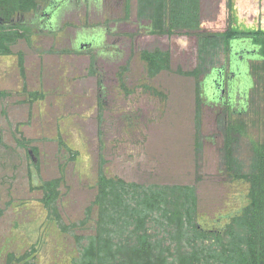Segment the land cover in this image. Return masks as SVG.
I'll return each mask as SVG.
<instances>
[{"label": "rangeland", "instance_id": "rangeland-1", "mask_svg": "<svg viewBox=\"0 0 264 264\" xmlns=\"http://www.w3.org/2000/svg\"><path fill=\"white\" fill-rule=\"evenodd\" d=\"M38 2L50 10L49 25L39 22L30 42L0 56V264L10 252L30 251L34 264H71L77 236L92 233L80 225L102 170L127 182L194 187L205 227L226 224L247 205L249 184L241 175L249 171L251 143L264 139V114L256 118L249 105L257 46L234 43L238 54L217 60L226 71L220 98L216 73L187 74L198 66L197 38L147 33L137 0ZM232 6L235 27L264 29V0ZM35 13L24 20H38ZM201 21L205 32L227 31V0H201ZM154 49L169 51L170 70L151 77L141 53ZM234 69L230 91L227 73ZM230 122L245 125L231 141V163ZM54 179H61L55 207L66 232L43 203L40 186Z\"/></svg>", "mask_w": 264, "mask_h": 264}, {"label": "trees", "instance_id": "trees-1", "mask_svg": "<svg viewBox=\"0 0 264 264\" xmlns=\"http://www.w3.org/2000/svg\"><path fill=\"white\" fill-rule=\"evenodd\" d=\"M137 16L147 23L151 35H194L198 45V66L188 75L198 76L219 70L221 55L229 60L232 45L251 42L259 48L258 61L251 64L250 89L252 112L264 114V29H239L232 22V0H227L229 28L208 33L201 29V0H137ZM38 0H0V56L13 54L12 46L20 40L30 42L33 24L23 19L36 12ZM19 67L24 72V55L19 53ZM148 74L154 77L170 70V53L160 49L143 51ZM206 66H209L206 69ZM220 69L225 71L223 64ZM206 74V75H207ZM32 98H38L34 92ZM204 94L199 81L197 119L200 121ZM227 160L237 133L244 123L226 127ZM249 171L241 175L249 184L248 202L224 225L205 227L199 220L198 197L189 185H144L110 177L103 170L97 181V194L80 228L91 230L78 238L79 254L71 264H264V139L251 143ZM61 179L43 183V203L49 218L63 231L55 205ZM3 212H0V214ZM84 227V228H83ZM36 252L18 255L10 252L3 264H34Z\"/></svg>", "mask_w": 264, "mask_h": 264}, {"label": "flooded vegetation", "instance_id": "flooded-vegetation-1", "mask_svg": "<svg viewBox=\"0 0 264 264\" xmlns=\"http://www.w3.org/2000/svg\"><path fill=\"white\" fill-rule=\"evenodd\" d=\"M51 7V6H50ZM49 7V9H51ZM32 13H34V12H32ZM37 13V14H36ZM36 15H38L39 13H40V16H39V19L38 20H36V21H34V20H31V24H33V36H34V34H35V32H36V28H38V26H39V22L41 23V24H44L45 25V27L46 26H48L49 25V20H50V18H51V14H50V10H48V7L47 8H45L44 10H43V8H42V5H39V7H38V10L36 11ZM25 17V16H24ZM24 19V18H23ZM137 20H138V22H139V26L140 27H142L143 29H145V31L148 33V31H149V29H148V27H147V23H145L144 21H140L139 20V18H138V16H137ZM26 21V20H25ZM32 36V37H33ZM32 39V38H31ZM25 40V39H24ZM21 41V40H20ZM240 44H242V42H240ZM85 46H87V45H85V43H82L81 44V48H84ZM232 49H234V47H233V45H232ZM246 50V52H249V50H247V49H245ZM234 51V50H233ZM235 53V52H234ZM235 70L236 69H234V71H229V73H227V81H228V86H229V88H230V91H232L233 90V88H234V86H235V83H233L235 80H236V78H233V75H235V74H237L236 72H235ZM225 77H226V72H219V79H217L216 80V83H217V91H219L220 92V98L224 95V93H225V84H226V79H225Z\"/></svg>", "mask_w": 264, "mask_h": 264}, {"label": "water", "instance_id": "water-1", "mask_svg": "<svg viewBox=\"0 0 264 264\" xmlns=\"http://www.w3.org/2000/svg\"><path fill=\"white\" fill-rule=\"evenodd\" d=\"M233 54L235 55V54H238V53H237V52L234 53V51H233ZM235 66H236V65H235ZM220 71H221V72H224L223 69H219V70H215V71H213L214 73H216V77H217V78L213 79V83H214V87H215V91H214V93H217V83H216V80L219 79L218 77H219V72H220Z\"/></svg>", "mask_w": 264, "mask_h": 264}]
</instances>
